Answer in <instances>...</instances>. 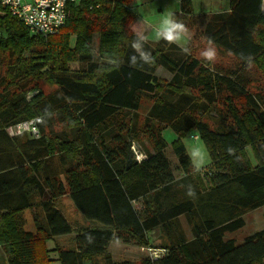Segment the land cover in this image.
I'll list each match as a JSON object with an SVG mask.
<instances>
[{
    "label": "trees",
    "instance_id": "16d2710c",
    "mask_svg": "<svg viewBox=\"0 0 264 264\" xmlns=\"http://www.w3.org/2000/svg\"><path fill=\"white\" fill-rule=\"evenodd\" d=\"M133 1L70 4L64 25L47 37L30 34L0 5L7 264H50L46 242L65 235L72 247L56 249L61 264H264V228L240 243L226 238L245 226L246 213L264 207L262 0H228V11L199 18L191 0H179L172 21L194 29L215 50L211 59L163 36L135 35ZM34 118L38 137L11 133ZM168 128L176 136L170 145L162 137ZM192 132L209 158L200 169L182 143ZM133 147L139 161L128 159ZM64 196L95 226L74 227L57 206ZM112 241L165 253L115 262Z\"/></svg>",
    "mask_w": 264,
    "mask_h": 264
},
{
    "label": "crops",
    "instance_id": "0c3cea01",
    "mask_svg": "<svg viewBox=\"0 0 264 264\" xmlns=\"http://www.w3.org/2000/svg\"><path fill=\"white\" fill-rule=\"evenodd\" d=\"M22 1L29 2V0H22ZM223 1L224 2L219 0L218 2V0H212L211 2L212 5L216 7V8H213L212 11H215V13L228 11V0H223ZM191 2L193 6V1L191 0ZM205 2L208 3L209 0L207 1L205 0ZM130 7L135 16L134 20L130 24V30L138 37L144 40L150 41V42H157L162 36L159 33L162 32L165 27H167L166 21L172 20V16L179 14L180 12L179 0H135L133 1ZM262 8H264V0H262ZM193 13H194L193 14L194 17H200L199 14L197 15L195 12ZM192 30L194 29L186 28L183 32L180 33L179 38L175 40V43L183 48L186 47L190 43V40L192 39V35H193ZM66 197L71 201V199L68 196H64L60 198L58 202L61 203V200ZM58 208L60 210L62 209L59 206ZM73 208L75 209L74 205H73ZM261 209H264V207L250 211L244 215L245 226L247 225V216L251 217L250 222L253 224L256 218L253 217V215L251 216V214H255V212H259V210ZM61 211L66 217V219L74 227H80V228L86 227L87 228V227L95 226L93 222L86 220L85 217L78 211L74 213L76 216V219H74L73 221H70L68 219V217L66 216L63 210ZM262 214H264V210L261 211V214H260L261 217H262ZM24 216L26 218V229L29 231H33V225L31 221L30 213L25 212ZM84 222L85 224H83ZM259 230H255L254 232L259 231ZM71 237H72L71 235L57 236V237L51 238L50 240L46 242L45 246L49 250V258L51 260L50 264H61L58 261V255H57L56 249L57 248L65 249V248L72 247ZM232 237L233 236L231 234H228L226 236V238H232ZM137 248L138 247L136 246L127 245V244H123V243L116 242V241L115 242L112 241L108 244V252L112 260L115 262L140 261L141 259L144 258V255H142L141 251H139ZM130 249L137 250L138 252L131 251ZM124 257H130V258L126 259ZM120 259H124V260H120ZM0 264H7L6 257L1 248H0Z\"/></svg>",
    "mask_w": 264,
    "mask_h": 264
},
{
    "label": "built area",
    "instance_id": "2783aa9c",
    "mask_svg": "<svg viewBox=\"0 0 264 264\" xmlns=\"http://www.w3.org/2000/svg\"><path fill=\"white\" fill-rule=\"evenodd\" d=\"M81 1L94 0H0V5L5 7L8 12L16 17L32 35L43 37L55 35L64 25L67 18V6L78 4ZM39 118L21 122L14 125L10 131L14 136L22 133H28L33 137H38ZM135 159L139 161L142 156L137 154L135 148H132ZM139 155V156H138ZM147 257L156 261L163 256L165 250L154 249L150 247H141Z\"/></svg>",
    "mask_w": 264,
    "mask_h": 264
},
{
    "label": "rangeland",
    "instance_id": "374dc122",
    "mask_svg": "<svg viewBox=\"0 0 264 264\" xmlns=\"http://www.w3.org/2000/svg\"><path fill=\"white\" fill-rule=\"evenodd\" d=\"M192 1H193L194 12L197 15L199 14L200 17H202L203 15L212 14L213 12L215 13V11H212L213 8H216L212 5V3H211L212 0H209L208 3H206L205 0H192ZM221 1L224 2L223 0H221ZM218 2H219V0H218ZM220 4H221V2H220ZM197 18H199V17H197ZM199 21L200 20H197L195 27H194L195 29L201 28ZM192 34H193L192 39L190 40L188 47L191 49V52L193 54H195L198 57L207 58L205 56V53L208 51H211L213 53L212 58L216 57L214 55L215 50L211 46H207L203 42V39H201L197 34H195V30H192ZM157 75H159L163 78H169V74L167 72H165L162 68L157 69ZM193 136L197 137L195 132H192L187 138L183 139L182 143L184 144L186 151L192 160L193 166L196 169H200V168H202L208 164L209 158H208L206 149H205L204 145L202 144V142L198 139V137L196 140L191 139V137H193ZM162 137H163L164 141L167 143V145H170L171 142H173L176 139L174 132L170 128H168L162 132ZM135 151L137 152V154H139V151L137 148H135ZM246 153H247V157H248V160L250 161L251 165L254 166L256 164V161H255L253 154L249 148H247ZM166 154L172 162L175 161L170 148H167ZM139 155L141 156V154H139ZM197 165H199V168H197ZM57 206L62 208L61 210H63L65 212L66 216L68 217V219L70 221H73L74 219H76V216L74 214L76 212V210L73 208L72 202L67 197L63 198L61 200V203L58 202ZM262 210H264V209L259 210V212H255V214H251V216L253 215V217L256 218L254 220L253 224L250 222L251 217L247 216V225L244 228H242V229L234 232L233 234H231L237 240L238 243H240L244 237L250 235L255 230H259V229L261 230V228L264 227V221H262V217L260 215ZM83 224H85V222ZM183 226L185 228L184 223H183ZM137 249L139 251H141V253H142V255H144V257H146L147 253H145L139 247ZM131 251L138 252L137 250H131ZM124 258L129 259L130 257H124ZM120 260H124V259H120Z\"/></svg>",
    "mask_w": 264,
    "mask_h": 264
},
{
    "label": "clouds",
    "instance_id": "9594fccd",
    "mask_svg": "<svg viewBox=\"0 0 264 264\" xmlns=\"http://www.w3.org/2000/svg\"><path fill=\"white\" fill-rule=\"evenodd\" d=\"M166 24L167 27H165L163 31L160 32L159 34L162 35L164 39L169 41L177 40L179 38L180 33L185 30L184 25L176 21L169 20L166 21ZM205 56L211 59L213 53L211 51H208L205 53ZM197 168H199V165H197ZM187 195L190 197L195 196V189L191 185H188L187 187Z\"/></svg>",
    "mask_w": 264,
    "mask_h": 264
},
{
    "label": "water",
    "instance_id": "95a60500",
    "mask_svg": "<svg viewBox=\"0 0 264 264\" xmlns=\"http://www.w3.org/2000/svg\"><path fill=\"white\" fill-rule=\"evenodd\" d=\"M132 157H134V154H133V152H130L128 155V159H131Z\"/></svg>",
    "mask_w": 264,
    "mask_h": 264
}]
</instances>
